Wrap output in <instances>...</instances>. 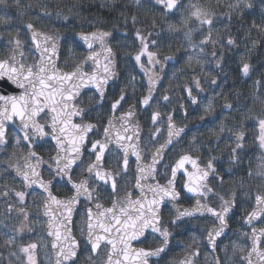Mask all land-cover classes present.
<instances>
[{
    "label": "snow or ice",
    "instance_id": "obj_1",
    "mask_svg": "<svg viewBox=\"0 0 264 264\" xmlns=\"http://www.w3.org/2000/svg\"><path fill=\"white\" fill-rule=\"evenodd\" d=\"M4 0H0L3 3ZM19 3V0H17ZM139 3V0H137ZM157 5L162 6L161 11L167 20L170 17H176L174 23H167V31L171 33L182 34L189 44V47L195 51L197 48L200 53L204 52L205 46L211 44L213 48L219 46L232 48L236 41L229 36L225 41L223 38H214L213 27L215 22L222 18L231 20L241 6L240 0L236 3L227 4V12L216 11L217 8L225 7L221 0H216L215 4L211 0H155ZM244 7L251 8L252 5L245 0ZM43 16L51 19L52 13L45 10ZM57 18H61V13L56 12ZM3 19V17H0ZM64 20L69 17L64 16ZM133 23H136L133 17ZM155 27L156 21L152 20ZM28 33L26 41L20 39V29H17V35L9 37L5 48L8 52L6 58L0 59V146L9 143L8 129L15 125L17 132L13 133L14 147L23 151H28L22 155L19 161L9 165L15 170V174L22 178L26 188L37 185L45 195L43 207L44 214L48 217L47 229L48 235L54 237L51 247L56 250V264H76L78 252L80 250V241L72 235L73 215L78 210L81 198H84L88 207L84 210L85 221L80 228L81 236L85 247L90 253L86 259L91 264H96L100 258V252L107 249L102 264H149L152 257H159L169 246L171 233L166 227L162 228L161 207L166 201L172 202V208L176 213V219L170 223L175 224L177 220L183 217L193 216L195 213L210 214L218 225L208 229V242L213 248L216 246L217 238L220 237L227 223L225 216L232 207L233 200H221L219 210L212 208L207 204H201V199L217 196L213 189L208 186L210 178L223 183V177L216 176L217 169L214 167L213 159H210L206 167H200L199 158H193L190 154H181L174 163L165 165L168 171L160 174V183L156 179L157 165L162 163L164 149L179 137L183 129L176 128L172 122V115L166 117L167 120V141L160 145L152 156V163L144 165L141 163L140 155L139 125L132 118L134 109L129 110L119 117H111L108 120V126L103 129V138L94 141L89 140V134L96 129V125L83 122V116L88 110L76 105L81 89L92 85L101 96L104 94V86L108 79L114 75L111 68L114 60L112 48L108 45L107 39L111 33L104 31H93L90 33H75L72 37L73 43L82 42L86 47L88 55L75 66L72 71H64L57 66L59 42L67 37H61L57 34L48 35L34 29V25L28 23L24 26ZM264 34V26L253 22L249 29ZM206 32V35L203 33ZM195 34L203 35L198 44L192 43ZM152 32L148 36H143L140 29L135 30V37L139 40L140 51L135 55L136 62H140L142 57H146L149 65L160 64L158 53L149 50L150 45L156 46V41L151 40ZM252 46L257 44L256 40L251 41ZM29 49H35L38 53V59L33 64L22 63L24 58L23 49L27 46ZM99 48V51L94 49ZM216 56V52H212ZM246 55V54H245ZM223 54L221 53V57ZM102 58V59H101ZM171 56H165L164 60H171ZM192 57H189L191 64ZM91 62L92 72L89 74L83 69ZM199 63V60H197ZM240 72L248 76L251 72V65L245 59L240 58ZM162 66V65H161ZM217 66H220V60H217ZM144 66L141 65V68ZM147 72V69H145ZM159 76L153 73L149 76V89L140 103L147 106L155 99L152 95L156 81ZM192 83L195 89L203 92L200 80L193 77ZM213 85L217 83L214 79ZM256 83H260L257 81ZM188 98L193 104L197 99L193 97V88L185 86ZM125 96H121L112 103L113 112L121 105ZM163 101H168L167 95L162 97ZM264 103V101H261ZM231 109L233 105L224 106ZM212 109V102L209 100L205 111ZM79 119L82 122L77 123ZM164 119L159 111L151 115L153 124ZM255 121V141L259 147L264 148V113L257 117H251ZM44 120V123L40 121ZM120 121V127L116 123ZM243 127V125H241ZM48 129V131H45ZM161 129L157 128L156 133L152 134L156 139ZM219 131L225 132L226 129L221 124ZM227 131L231 132V129ZM50 137L54 141L56 154L50 157L55 167L48 166L49 174L53 179L44 181L39 169L42 166L43 158L40 157L33 148L35 142L44 137ZM217 139L220 136L217 135ZM229 139L236 141V146L230 149L229 155L234 162L236 152L240 149L242 141L246 139L243 131H238L231 135ZM89 143L91 147L88 148ZM115 144L116 150L113 152L111 145ZM87 151L90 157H94L90 163L84 164V152ZM136 158L135 184L133 189L139 191L140 195L133 199L132 192H125L120 196V182L128 175L129 156ZM109 157H115L112 161L115 163V169H106L105 160ZM191 167V171L186 166ZM80 168L81 179L79 182L72 180V172ZM178 173L185 177L182 188L191 195L197 197L195 206L191 209L181 208L176 205L180 199L181 193L177 190ZM65 178L66 182L73 190V195L64 199L54 196L51 192V186L57 180ZM154 181V183H149ZM95 184L96 187H90ZM106 189L109 193L111 206L104 207L100 203H93L95 193ZM14 191L15 196L20 203H24L27 193L25 191ZM3 195H7L4 193ZM255 206L248 214L247 223L251 224L261 216H264V194L254 195ZM55 206V207H53ZM9 210L12 205H8ZM27 220L29 213L23 208L17 210ZM27 225L22 223V231ZM149 233L152 235V241L160 240L158 247H135L134 244L149 242ZM244 238L251 240V248L243 257L247 264H264V250H261V236H264V228L259 231L252 228L251 234L244 233ZM14 237L9 236L6 243L12 244ZM38 244L33 242L22 247L21 252L27 255L28 264H36L34 252ZM234 250L244 251L241 244L234 243ZM198 254V253H196ZM255 257V259H253ZM180 264H190L187 260Z\"/></svg>",
    "mask_w": 264,
    "mask_h": 264
},
{
    "label": "flooded vegetation",
    "instance_id": "obj_2",
    "mask_svg": "<svg viewBox=\"0 0 264 264\" xmlns=\"http://www.w3.org/2000/svg\"><path fill=\"white\" fill-rule=\"evenodd\" d=\"M140 30L143 36H148L149 31L146 28H140ZM43 31L47 33L53 32L48 30ZM104 32L111 33L108 42L116 52L119 77L117 81L107 86L103 96L98 91L91 89L80 93L76 100L78 107L88 110L83 116V122L96 125V129L89 134V140L102 139L103 129L108 126V120L113 116L119 117L126 113L129 108H133L134 116L132 120L139 125L140 130L138 143L142 157L141 163L149 165L152 163V156L156 152V149L167 141L168 129L166 117L171 114L173 124L176 128L183 129V132H181L179 137L174 139L172 144L164 149L162 163L157 165L158 173L156 179L160 183H164L165 181L160 179V174L168 171L170 175V169H166L165 165L174 163L181 154L187 153L193 158L198 157L200 167L202 168L207 166L210 159L215 158L213 160L214 167L217 169L215 175L223 177V183L221 184L218 180L210 178L208 180V186L213 189V192L217 196L201 199L200 202L201 204H207L219 210L222 203L219 197H223L224 200L234 201L225 216L227 228L217 238L215 248L208 242L207 230L217 226L218 221L210 214L202 215L195 213L193 216L183 217L177 220L175 224H172L170 221L176 219V213L172 208V202L166 201L161 207V227H166L171 233L169 246L159 257L151 258L150 264H180L181 261L185 260L190 262V264H247V260L243 259V257L251 248V240H246L243 234H251L252 228H256L258 231L264 228V216L254 220L251 224L247 223L248 214L253 211L255 206L254 195L264 194V148L259 147L258 142L255 141L254 132L256 125L254 119L247 120L242 115V112L253 109L249 106L250 100L246 103L244 99L238 96L237 92L231 99H228L216 89L217 86L216 88L214 86V90H209L210 86L200 80L197 74H194L196 71L193 72V70L187 69L184 65L181 66L180 74H174V61L172 59L166 61L164 57L173 53L177 58V64H181L179 63L181 60L179 53L178 51L171 50L172 53L170 51H164L167 53L163 54L161 49L158 48L159 45L161 47L164 45L162 43L163 38L155 32H152L150 39L156 41V46L152 47L150 45L149 47L150 51H157L158 53L160 64L155 66L149 65L146 57H142L139 63L136 62L134 57L140 51V43L136 39L135 31L132 28L114 25L112 29H104ZM28 35L30 34L26 31V37ZM72 37L73 35L70 38L62 39L60 42L58 67L64 71H72L83 60L84 56L88 55L84 45L78 41L73 43ZM4 38L3 36L1 37L0 59L6 58L8 55V52L6 53L4 48ZM207 47L212 49L211 44L207 45ZM30 48V45L24 48L23 63L28 62L33 64L38 59V54L34 49L30 51ZM178 48H181L180 45ZM162 49L166 48L162 47ZM141 65L144 67L141 68ZM86 69L89 71L92 70L90 63H88ZM145 69H147V72ZM153 73L159 76L152 92L155 99L149 105L145 106L140 101L148 95V80L149 76ZM193 77L200 80L201 87L204 89L203 92L195 89V85L192 83ZM185 86L193 88L192 95L197 99L196 104H193L190 98H188ZM121 94L125 96V99L118 106V109L113 112L111 105ZM165 95L169 97V100L166 102L162 99ZM209 100L212 102V109L206 112L205 107L208 105ZM226 104H231L233 107L227 109L224 107ZM155 111H159L164 119L153 124L151 115ZM251 114L255 117L254 111ZM41 121L44 123V120ZM76 122L80 123L82 121L77 119ZM120 124L121 122L117 121V128L120 127ZM221 124L226 129L223 133L219 131ZM157 128L161 129V131L157 138L153 139L152 134L156 133ZM228 129H231V132L227 131ZM238 131H243L246 134V139L242 141L243 146L236 152L237 159L234 162H230L232 159L229 155L230 149L235 147L237 142L229 139V137ZM15 132H17L15 125L9 127L8 138L11 134L12 138H9V142L11 143L14 141L13 133ZM217 135L220 136L219 140L217 139ZM46 139L43 138L42 140L41 138L37 140L33 150L43 158V163L40 168L42 169V176L46 180H50L53 177L49 174L48 166L54 167L50 161V157L53 156L56 150L53 149L52 143ZM90 147L91 144L89 143L88 148ZM111 148L115 152V144L111 145ZM24 150L22 155L28 151L27 148H24ZM21 156L14 159L11 164L17 163ZM84 156L85 165L94 159V157L89 156L87 151L84 152ZM114 160L115 157L107 158L104 167L106 169H115L116 165L112 162ZM186 167L191 171L190 165ZM12 169L10 168L9 170L11 174ZM135 171L136 158L130 154L128 175L119 185L121 188L120 196H123L128 191L132 192L133 199L140 195L139 191L133 189V185L135 184ZM80 172V168H76L72 172V180L74 182H79L82 178ZM184 179L185 177L178 173L177 190L180 191L181 196L176 202V205L181 208L191 209L195 206L197 197L188 194L182 188ZM149 183H154V181H149ZM89 186L96 187L95 184H90ZM53 189L59 195L73 193L72 188L66 182L65 178L57 180L53 184ZM108 196L109 193L106 189L97 191L93 203H100L104 207H110L111 203ZM86 207L88 205L84 198H81L72 223L73 233L78 241H80L79 255H82L84 251L88 255L90 254L83 244L84 240L80 232V228L85 221L84 210ZM19 208L21 207H18L17 210ZM23 208L28 211L27 207ZM17 210L11 209L9 213L10 218H6V221L10 224L14 220L12 217H14L18 224H16V229H20L22 223L27 225L22 231L13 230L14 232L12 233L17 244L21 242L27 243L28 241L23 242L27 237L38 235L37 226L39 224L33 221V212L29 213L28 219L25 220L24 216ZM41 220L43 223L39 225L38 229L49 243L50 240L46 234V223L48 220L44 217H41ZM16 235L22 239L16 238ZM152 235L149 233V242L134 244V246L146 248L158 247L161 241L156 240L154 243L151 242ZM261 241L260 248L264 250V236H261ZM234 243L241 244L244 247V251L234 250ZM106 251L107 249L105 248L100 252V258L96 261V264H102Z\"/></svg>",
    "mask_w": 264,
    "mask_h": 264
},
{
    "label": "rangeland",
    "instance_id": "obj_3",
    "mask_svg": "<svg viewBox=\"0 0 264 264\" xmlns=\"http://www.w3.org/2000/svg\"><path fill=\"white\" fill-rule=\"evenodd\" d=\"M67 1L68 0H19V3H17V0H4L3 3H0V17H3V19H0V34H3L2 36L5 37V45L9 37L17 35V29H20V39L22 41H26L27 29L24 26L28 23L33 24L34 28L57 32V34L61 37L70 38L72 35L77 33L76 29H74L71 24H67L64 26V23L62 22V16H67L69 17L68 20H70V14H76V11L71 9L69 10L68 8L67 11H63V15L61 14V18H57L56 13L53 11L52 8L62 4H64L65 7H68L69 5L65 4L67 3ZM74 2L78 1L74 0ZM45 10L50 11L52 13L51 19H48L47 17L42 15ZM134 17L136 20L135 24H137V22H139V19L137 16ZM174 22L175 19L172 17L168 18L167 20L165 19L166 27H164L163 30L158 33V35L163 38L162 43H164V45L162 47L166 49H162L160 45L158 46V48L161 49L163 54L167 53L164 51H170L171 53L172 51H178L179 57L181 59L179 63L181 64H177V58L173 53L171 55L168 54V56L172 57V60L175 63L173 67L174 74H180L182 68L181 66L184 65L187 69L189 68L190 70H193V72L196 71L194 72V74H197L200 80L206 82L210 86L209 90H214L211 81L214 79H223V72L221 71L220 66H217V60H220L221 64V53L226 48L219 45L213 48V45H211L212 49H209L207 46H205L203 53H200L198 48L193 51L189 47V44L183 35H180L177 40H175L177 33H171L167 31V23ZM130 23L134 24L133 18ZM120 26L126 27L127 24H125L124 22L123 24H120ZM140 28L143 27L141 25L136 26V29ZM223 31L224 27L221 29V27H219L215 22L213 27L214 38H222ZM206 34V32L203 33V35ZM203 35L195 34L192 43L198 44L199 41L203 38ZM175 42H177L178 44L180 43L181 48H177L176 50L174 47ZM213 51L216 52V56L212 55ZM5 52L7 53L6 48ZM189 57H192L191 64L189 63ZM197 60H199V63H197ZM124 65L126 64L124 63ZM255 100L257 99H250V106L253 108L251 111L242 112V115L247 120H251L250 118L253 117V115L251 114L252 111L255 112V117L261 115L263 112L264 107L262 106V104L256 103ZM4 150L5 151L3 155H1L3 152L0 153V263L1 256H5L7 264H28L27 255L21 252L20 249L30 243L35 242L39 245L36 249V253L34 252L36 264H52V252L49 247L48 240L38 229L39 225H42L43 221L41 220L42 216L39 213L41 195L36 194V192L33 193L31 201L26 202L25 204H23V206H27L34 213L33 221L39 224L37 226L38 235H31L27 237L26 240L23 242H28H21L20 245L17 244L15 238L12 244L6 243L8 237L12 236V233L14 232L13 230H16V227L18 225L14 217H12L14 220L11 221L10 224H8L6 221V218H10V210L8 208V205H10L8 204L9 199H11V197L14 195L13 190H25L22 184L19 183L20 181L18 182L13 176L7 175V167L11 164L12 161H14L13 158L17 159L21 155V151L18 148H16L15 151H12V153H10L8 148ZM6 150H8L9 152L6 153ZM4 193H7V195H3ZM14 207L15 206H13L12 209ZM15 237L18 239H22L19 238L17 235ZM86 256H88V254L86 253V251H84L80 258L76 261V264H91V262L86 259Z\"/></svg>",
    "mask_w": 264,
    "mask_h": 264
},
{
    "label": "trees",
    "instance_id": "obj_4",
    "mask_svg": "<svg viewBox=\"0 0 264 264\" xmlns=\"http://www.w3.org/2000/svg\"><path fill=\"white\" fill-rule=\"evenodd\" d=\"M94 0H79L78 2L69 1L65 3L76 9H81L80 17L82 21L72 22L70 20H64L67 24H71L76 32L83 31V27L89 25L91 28L111 29L114 25L121 24L124 18L128 19V26L135 28L130 23L134 16H137L141 26L146 28L148 31L157 33L160 28L166 27L165 18L162 14H159L162 6L157 5L155 0H109L107 3L100 1L99 3ZM225 7L217 8L216 11L227 12V4L236 3L237 0H221ZM247 3L252 5L251 8L244 7L245 0H240V8L233 13L231 20L222 18L217 21V25L224 27L222 32V38L226 41L231 36L236 44L230 49L228 47L225 50L232 56V60H227V63H235L239 78L237 79V94L240 98L245 97L254 92L256 89H260L259 95L256 97V103L262 104L264 107V34L252 29L249 34V29L253 22L264 26V0H246ZM212 4L216 3V0H211ZM79 5V6H78ZM65 7L64 4L52 7L56 13L59 11L63 15V11H67L72 7ZM51 8V10H52ZM71 15V14H70ZM89 18L94 20V23H90ZM155 19L156 25L153 27L152 20ZM67 24H64L67 25ZM96 25V26H94ZM154 30V31H153ZM160 32V31H159ZM256 40L257 44L255 47L252 46L251 41ZM180 44V43H179ZM174 47L177 50L179 47L178 43H174ZM246 54V55H245ZM245 56L247 62L251 65V72L248 76H244L240 72V58ZM232 63V64H233ZM251 78V80H250ZM259 81L260 83H256ZM259 101V102H258ZM7 264L5 256H1V263Z\"/></svg>",
    "mask_w": 264,
    "mask_h": 264
},
{
    "label": "bare ground",
    "instance_id": "obj_5",
    "mask_svg": "<svg viewBox=\"0 0 264 264\" xmlns=\"http://www.w3.org/2000/svg\"><path fill=\"white\" fill-rule=\"evenodd\" d=\"M71 1H74V0H71ZM75 1H79V0H75ZM100 1H102V0H94V2H96V3H99ZM108 1L109 0H105V1H102V2L107 3ZM67 2H69V0ZM76 7H72V9H71V10H75L76 11V14L70 12V13H72L71 14V19H70V21H72V22L82 21V18L80 17L81 16L80 15L81 14L80 13L81 9H76ZM89 21H90V23H94V20H92L90 18H89ZM124 22H125V24L129 23L127 18H124L122 20V23L121 24H123ZM94 26H96V25H94ZM83 28H84L83 29L84 31H93V30H95V31H97V30L101 31V29H102V28H99V25H97L96 28H94V29L91 28L89 25H86ZM51 34H57V32H53ZM2 35L0 34V38L2 37ZM95 50L98 51L99 48H97ZM23 51H24V49H23ZM59 51H60V49H59ZM222 54H223V56H222V62L220 64V68H221V71L223 72V79H215L217 81V83L215 85H213V89H215L216 86H217V88H216L217 90H219L228 99H231L235 95L236 90H237V83L236 82H237V79L239 78V75H238V72H237V68H236L237 65H235V63H233V62H232L233 64L232 63H227V60L228 59L229 60H232L233 58H232V56H230V54H228V52L226 50H223L222 51ZM58 60H59V54H58ZM89 63L91 64V62H89ZM57 66H58V61H57ZM83 70L85 72H87V73H91L93 69L91 71H89L85 67ZM250 80H251V78H250ZM214 86H215V88H214ZM91 89H93V88H90L88 90H91ZM93 90H96V89H93ZM84 91H87V90H84ZM259 93H260V89L258 88L254 92H251L247 97L250 98V99H253V98H256L259 95ZM40 122L43 123L42 121H40ZM45 131H46V129H45ZM44 138H47L46 140L49 141V142H51L53 149H55V147H54V141L51 140V138L50 137H47V136L44 137ZM42 140H43V138H42ZM55 154H56V152L53 154V156H55ZM50 161L53 164L52 160H50ZM54 167H55V165H54ZM39 171L42 172V169H39ZM41 177H42L43 180L45 179L42 176V174H41ZM20 179H22V178H20ZM22 183H23V181H22ZM34 186H37V185H34ZM32 189L38 190V188H36V187L35 188H32ZM51 192L52 193L55 192L54 189H53V185L51 186Z\"/></svg>",
    "mask_w": 264,
    "mask_h": 264
},
{
    "label": "water",
    "instance_id": "obj_6",
    "mask_svg": "<svg viewBox=\"0 0 264 264\" xmlns=\"http://www.w3.org/2000/svg\"><path fill=\"white\" fill-rule=\"evenodd\" d=\"M35 30H37V31H40V32H43L42 30H38V29H35ZM91 32H93V31H91ZM43 33H45V32H43ZM82 33H90V32H82ZM45 34H48V33H45ZM48 35H52V34H48ZM0 43H1V39H0ZM107 43H108V45L111 47V45L109 44V42H108V39H107ZM86 48V47H85ZM112 48V47H111ZM59 49H60V42H59V47H58V54H59ZM99 51V50H98ZM112 51H113V53H114V60H113V65H112V68H111V70H112V72L114 73V75H112L109 79H108V82L105 84V86H104V93H105V91H106V89H107V86L110 84V83H113L114 81H117L118 80V77H119V72H118V62H117V57H116V53L114 52V50L112 49ZM102 59V58H101ZM57 61H58V59H57ZM26 64H29V63H26ZM90 74V73H89ZM90 88H93V89H96L94 86H92V85H88L87 87H85V88H82L81 89V92L80 93H82L84 90H88V89H90ZM18 178H21V177H18ZM39 188L38 186H32V187H30V188ZM53 194V193H52ZM54 195V194H53ZM73 195V194H72ZM54 196H56V195H54ZM58 198H61V199H64V198H66V197H59V196H57ZM53 207H55V206H53ZM42 210H43V214H44V212H45V209H44V207L42 206ZM76 213V212H75ZM75 213H74V215H73V219H74V216H75ZM44 216H46L45 214H44ZM46 233L48 234V229H47V224H46ZM72 235L73 236H75L74 235V233H73V228H72ZM49 236V235H48ZM76 237V236H75ZM49 238H50V245H51V242H52V240L54 239V237H52V236H49ZM77 239V238H76ZM78 240V239H77ZM52 248V247H51ZM80 251V250H79ZM52 252H53V264H56V250L55 249H53L52 248ZM79 253V252H78Z\"/></svg>",
    "mask_w": 264,
    "mask_h": 264
}]
</instances>
